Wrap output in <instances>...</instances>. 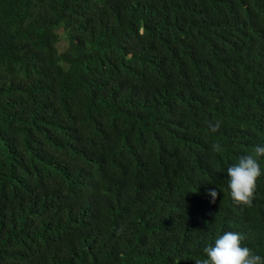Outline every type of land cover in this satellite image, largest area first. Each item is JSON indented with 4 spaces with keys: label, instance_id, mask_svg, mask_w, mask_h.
<instances>
[{
    "label": "trees",
    "instance_id": "1",
    "mask_svg": "<svg viewBox=\"0 0 264 264\" xmlns=\"http://www.w3.org/2000/svg\"><path fill=\"white\" fill-rule=\"evenodd\" d=\"M257 146L264 0H0V264L264 259V156L251 207L226 171Z\"/></svg>",
    "mask_w": 264,
    "mask_h": 264
},
{
    "label": "clouds",
    "instance_id": "2",
    "mask_svg": "<svg viewBox=\"0 0 264 264\" xmlns=\"http://www.w3.org/2000/svg\"><path fill=\"white\" fill-rule=\"evenodd\" d=\"M221 126L220 121L210 125V131L216 132ZM213 149L220 151V145H213ZM264 156V146L255 148V156H242L238 163L227 168L228 188L233 202L239 206L251 207L256 191V181L261 175L258 157ZM216 189L209 191L214 203L219 196ZM225 230L221 237L215 240L214 246L205 247L207 259L198 264H264V259L256 255L245 244L244 238L237 232ZM243 245V246H242ZM179 264V261L176 262Z\"/></svg>",
    "mask_w": 264,
    "mask_h": 264
},
{
    "label": "rangeland",
    "instance_id": "3",
    "mask_svg": "<svg viewBox=\"0 0 264 264\" xmlns=\"http://www.w3.org/2000/svg\"><path fill=\"white\" fill-rule=\"evenodd\" d=\"M59 27L62 28L63 25L60 24ZM63 46H64V42H63V41H60V43H59V48H60V50L63 49Z\"/></svg>",
    "mask_w": 264,
    "mask_h": 264
}]
</instances>
